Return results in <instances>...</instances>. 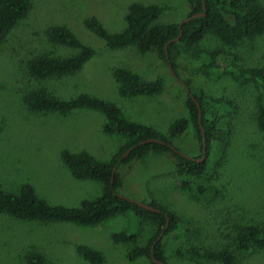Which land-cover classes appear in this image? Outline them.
<instances>
[{
	"label": "rangeland",
	"instance_id": "374dc122",
	"mask_svg": "<svg viewBox=\"0 0 264 264\" xmlns=\"http://www.w3.org/2000/svg\"><path fill=\"white\" fill-rule=\"evenodd\" d=\"M136 2L170 7L161 14V24L178 23L189 13L186 0H31L27 16L0 45V184L6 190L17 191L22 184L31 183L52 204L79 206L85 199L100 196L102 184L76 179L62 160V150H87L96 158L109 161L128 140L103 131L107 118L100 111L83 108L66 115L32 111L23 101L28 91L43 89L66 99L90 93L114 102L126 117L168 135L173 122L189 116L186 102L201 89L207 96L225 98L234 104L231 112L210 104L216 115L231 114V127L225 134L227 148L223 159L213 167V177L192 176L204 187L217 189V194L202 200L183 190L176 179L175 159L169 154H150L122 164L119 169L124 185L119 192L134 201H155L183 219L189 228L188 238L171 234L164 237L166 244L219 250L231 242L241 227L264 223V132L256 122L259 92L253 85H239L222 68L206 74L204 61L193 53L182 50L176 57V68L172 64L171 69L155 52L142 54L136 47L111 49L85 26L87 18L96 16L107 31H124L126 15ZM56 26L69 28L96 53L76 73L34 79L27 68L31 58L42 54L70 56L78 51L50 39V31ZM200 48L235 54L236 63L243 67L264 66V34L233 47L209 33ZM117 67L134 70L146 80L161 78L163 92L122 96L114 77ZM181 81H189L191 87L187 89ZM172 142L190 157L204 155L192 124ZM120 231L138 234L137 240L115 243L113 234ZM156 231L153 222L141 221L130 213L96 225L29 221L0 213V264H27L32 250L43 252L56 264H92L77 251L78 244L101 251L105 264H152L147 257L130 262L128 250L145 244ZM170 264L197 263L171 257ZM237 264H264V249L242 253Z\"/></svg>",
	"mask_w": 264,
	"mask_h": 264
},
{
	"label": "trees",
	"instance_id": "16d2710c",
	"mask_svg": "<svg viewBox=\"0 0 264 264\" xmlns=\"http://www.w3.org/2000/svg\"><path fill=\"white\" fill-rule=\"evenodd\" d=\"M191 17L197 13L206 14L191 18L183 24L182 35L180 22L158 23L161 14L170 7L160 4L133 3L126 15L127 27L124 31L111 33L102 21L92 16L84 23L87 28L103 38L111 49L136 47L140 53L155 52L159 59L173 64L176 68V57L182 50L193 53L204 61L206 74L214 68H222L239 85H253L259 92L256 122L260 131L264 132V66L243 67L236 63L235 54L220 50L207 51L200 48V43L209 33L217 35L225 44L236 47L245 40H252L264 34V4L262 0H186ZM31 8V0H0V45L18 22L27 16ZM206 8V9H205ZM50 39L62 46L78 50L70 56L42 54L28 61L29 75L37 80L63 77L83 69L85 64L95 55L96 50L85 43L66 26H56L50 31ZM114 77L118 83L120 94L131 98L137 96H153L161 94L164 82L161 78L146 80L138 72L126 67L114 69ZM187 85L191 87L190 82ZM201 106V124L206 134L207 157L198 162L179 153L172 142L180 137L192 124L203 148V132L199 121V107L192 95L186 104L189 116L181 117L173 122L168 135L158 132L153 126L130 119L123 110L107 99L90 93H80L66 99L48 94L43 89L28 91L23 101L26 106L36 112H57L63 115L75 110L88 108L102 112L107 122L103 131L110 135L127 138L119 152L109 161L93 156L87 150L73 152L64 149L61 157L71 174L79 180H94L102 184V193L95 199H85L79 206L52 204L42 198L31 183H24L17 191L6 190L0 184V213L22 220L39 222H73L81 225H96L107 219L134 214L141 221H151L157 226L156 233L143 245H134L128 250V259L135 262L147 257L152 264H170L171 257L197 264H237L238 257L252 249H264V223L241 227L230 243L219 250L191 245L189 247L166 244L164 237L179 233L185 238L189 236V228L183 219L173 210L152 202L150 205L160 209L151 211L134 200L121 196L119 189L124 180L119 167L134 159H143L150 154L171 155L175 159L176 179L183 190L195 193L202 200H209L217 194V189H208L192 180V176L213 177V167L224 157L227 144L225 134L231 127V114L216 115L210 108H225L230 112L234 104L225 98L207 96L203 90L193 93ZM158 138L142 145L139 142ZM133 146L135 148L124 158L123 155ZM118 165L114 173V168ZM162 237L158 240L159 236ZM138 234L120 231L113 234L115 243H131L137 240ZM153 249V251H152ZM77 251L92 264H105L103 253L85 244H78ZM152 257L161 261L155 262ZM27 264H56L39 250H32L27 256Z\"/></svg>",
	"mask_w": 264,
	"mask_h": 264
},
{
	"label": "water",
	"instance_id": "95a60500",
	"mask_svg": "<svg viewBox=\"0 0 264 264\" xmlns=\"http://www.w3.org/2000/svg\"><path fill=\"white\" fill-rule=\"evenodd\" d=\"M205 9H206V8H205ZM204 14H206V11H204L203 13H197V14H194V15H192L191 17H186L184 20H182V21L180 22V29H181L180 35H179L176 39H174V40H177V39H179V38L181 37V35H182V27H183V24H184L185 22H187V21H188L189 19H191V18H195V17L201 16V15H204ZM169 66H170V68L172 69V63H171V62H169ZM172 71H173V70H172ZM173 73H174V71H173ZM174 75H175V73H174ZM181 82L183 83V85H185V86L187 87V89H189L188 85H187L184 81H181ZM191 95H192L193 99L197 102L196 97L193 96V94H191ZM197 105H198V107H199V121H200V124H201V123H202V122H201V106H200V104H199L198 102H197ZM201 127H202V132H203V153H204V155H203L202 158L190 157V156H188V155H186V154L180 152L179 150H177L179 153L183 154L185 157L191 158V159H193V160H197L198 162H203V161L206 159V157H207V141H206V134H205V130L203 129L202 124H201ZM152 141H161V140L158 139V138H149V139H146V140H143V141L139 142L138 145H142V144H145V143H148V142H152ZM133 148H135V146H133L132 148H130V149H129V150L123 155V157L125 158V157H126L131 151H132ZM174 148H175V147H174ZM117 168H118V165L114 168V173H115V171L117 170ZM121 196H123V195H121ZM135 202H136L137 204H139L140 206H142V207H144V208H146V209H149V210H151V211H160V209L154 207L153 205L146 204V203L139 202V201H135ZM162 235H163V233L159 236V238H158L157 241H159V239L162 237ZM152 251H153V249H152ZM152 259H153L155 262L162 263L161 261L157 260V259L154 258V257H152Z\"/></svg>",
	"mask_w": 264,
	"mask_h": 264
}]
</instances>
